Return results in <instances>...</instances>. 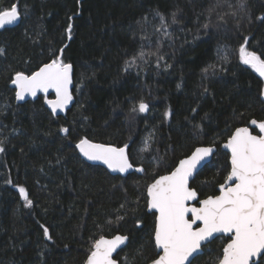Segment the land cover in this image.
I'll list each match as a JSON object with an SVG mask.
<instances>
[{"label":"trees","instance_id":"1","mask_svg":"<svg viewBox=\"0 0 264 264\" xmlns=\"http://www.w3.org/2000/svg\"><path fill=\"white\" fill-rule=\"evenodd\" d=\"M13 3L19 21L0 31V264H83L95 240L116 233L129 238L119 264L150 262L158 253L147 185L196 146L214 145L190 186L199 198L217 194L230 170L221 144L238 126L264 119V80L239 58L248 37L246 48L264 59V0H0V8ZM154 10L168 35L157 31ZM61 48L73 65L66 114L54 116L44 95L18 102L15 73L31 74ZM141 50L143 60L125 70ZM141 100L149 110L133 112ZM82 137L128 144L145 171L122 176L85 161L75 147ZM227 241L217 236L191 264H217Z\"/></svg>","mask_w":264,"mask_h":264},{"label":"snow or ice","instance_id":"2","mask_svg":"<svg viewBox=\"0 0 264 264\" xmlns=\"http://www.w3.org/2000/svg\"><path fill=\"white\" fill-rule=\"evenodd\" d=\"M20 15L16 3L0 8V28L14 23ZM154 15L161 22L157 31L163 29L165 35H168L169 24L165 16L158 10H154ZM219 18L223 20V16ZM258 19L264 20V16ZM171 23H178L176 12L171 13ZM71 29L72 24L69 23L66 29L69 38ZM247 43L248 37H244V44L239 47V58L264 77V59L256 52L249 51L246 48ZM2 51L3 49H0V52ZM63 52L64 49L61 48L54 59L43 64L31 75L16 72L15 78L11 80V83L17 86L15 98L23 100L25 94L35 97L38 91L47 93L52 89L56 98L47 100L46 103L51 106L54 114L58 109L64 110L73 100V65L64 62ZM144 56L145 53L141 50L126 60L125 70L135 65L138 59L143 60ZM223 59L227 60V53ZM204 71L207 72V69ZM261 96L264 97V91ZM148 110L149 105L143 100L132 108L133 112L140 113ZM192 111L195 112L196 109ZM170 115L171 110L164 113L166 118ZM250 123L258 126L260 135H254L249 127H238L223 145L230 150L231 167L225 182L219 185V195H210L199 200V207L191 204L197 200V191L190 187L189 180L194 177L202 162L214 153L212 146L196 147L191 155L180 159L169 174L159 176L147 185V207L158 212L153 229L154 245L161 250L151 264H191L189 258L193 257L214 233L230 234L229 242L223 247L217 264H255L253 258L264 254V121L253 119ZM60 131L67 134L69 129L62 127ZM151 139V136L145 139L141 152L148 150V142ZM2 144L0 141V152L5 150ZM75 147L88 160L100 161L113 171L125 173L135 167L130 159L128 144L116 147L82 137ZM135 170L145 171L143 166L135 167ZM19 194L25 201V206L30 207L33 202L23 186H19ZM197 222H200L199 226H196ZM141 223L137 220V227L141 226ZM43 235L49 240L52 239L47 227H43ZM128 239L127 236L119 234L111 239L101 236L93 243L85 264H117L113 253Z\"/></svg>","mask_w":264,"mask_h":264},{"label":"water","instance_id":"3","mask_svg":"<svg viewBox=\"0 0 264 264\" xmlns=\"http://www.w3.org/2000/svg\"><path fill=\"white\" fill-rule=\"evenodd\" d=\"M19 21V19L17 20V21H15L14 23H12V24H6L4 27H2V28H0V31L1 30H3L4 28H7V27H9V26H12V25H15L17 22ZM50 62V61H49ZM48 63V62H47ZM45 64V63H44ZM43 65V64H42ZM41 65V66H42ZM40 66V67H41ZM36 70H38V69H36ZM35 70V71H36ZM258 73V72H257ZM29 75H31V74H29ZM258 75H259V73H258ZM260 76V75H259ZM261 77V76H260ZM14 78H15V76H14ZM13 78V79H14ZM263 78V80H264V77H262ZM11 85V87L13 88V89H15V92H16V90H17V86L16 85H14V84H10ZM72 88H73V85H72V87H71V91H72ZM38 95H44V96H46L47 97V100H54L55 98H56V95H55V92H54V90H52V89H49L48 90V92L47 93H45V92H42V91H38L37 92V94H36V96L35 97H33V96H31L30 94H25V96H24V99L23 100H17L18 102H23V101H25V100H28V99H34V98H36ZM46 100V101H47ZM71 104H72V101L65 107V109L64 110H57L56 111V113L54 114L53 112H52V109H51V106L50 105H48L46 102H45V105H46V107L48 108V110L54 115V116H64L65 114H66V112H67V110L70 108V106H71ZM251 120H253V119H251ZM251 120H250V122H251ZM256 120V119H255ZM256 121H264V119H262V120H256ZM249 122V124L248 125H243V126H238V127H249L250 128V130L252 131V133L254 134V135H260L261 133L259 132V128H258V126L257 125H251V123ZM237 127V128H238ZM236 129V128H235ZM235 129L233 130V132L235 131ZM253 129H255V132L253 131ZM232 132V133H233ZM231 133V134H232ZM229 138V137H228ZM228 138L226 139V141H224L222 144H221V149L222 150H224L225 152H227L228 154H229V164H230V150H228V149H226L223 145L227 142V140H228ZM93 142H96V141H93ZM96 143H102V142H96ZM113 145V144H112ZM116 146V145H115ZM200 146H205V147H207V146H212L215 150H214V153L210 156V157H208L204 162H202V164L198 167V169H197V171H196V173L194 174V177H195V175L199 172V170L205 165V164H207L208 162H210L211 161V159H212V157L214 156V154H215V152H216V146H214V145H199V146H196V147H200ZM116 147H122V146H116ZM195 147V148H196ZM194 148V149H195ZM77 149V148H76ZM193 149V150H194ZM77 151H78V153H79V155L85 160V161H87V162H89V163H91V164H97V165H101V166H103V167H105L111 174H119V175H122V176H125V175H127L128 173H130V172H133V171H136L135 170V167H137V166H135L133 169H129L127 172H125V173H120L119 171H113V170H111V169H108L107 168V166L106 165H104L102 162H100V161H91V160H88L86 157H84L80 152H79V149H77ZM192 153V152H191ZM191 153L190 154H188V155H191ZM188 155H186V156H188ZM186 156H184V157H186ZM184 157H182V158H180V159H183ZM179 159V160H180ZM179 160H178V162H179ZM178 162L176 163V165L178 164ZM176 165L173 167V169L176 167ZM230 167H231V165H230ZM172 169V170H173ZM171 170V171H172ZM171 171H169V172H167V173H164V174H161V175H159V176H162V175H167V174H169ZM230 171V170H229ZM159 176H157L156 178H154L152 181H151V183H153L154 182V180L155 179H157ZM193 177V178H194ZM193 178H191L190 180H189V185H190V182H191V180L193 179ZM225 182V181H224ZM223 182V183H224ZM150 183V184H151ZM222 183V184H223ZM191 187V186H190ZM193 188V187H192ZM217 189H218V193L217 194H215V195H219V186L217 187ZM146 194H147V189H146ZM210 196V195H209ZM208 197V196H207ZM207 197H204V198H199V195H198V193H197V200L196 201H192L191 202V204H194L195 206H197V207H199V203H198V201L199 200H203V199H205V198H207ZM147 201H148V196H147ZM147 209H148V211H152V212H154L155 213V216L156 215H158V212H156V210L155 209H149L148 207H147ZM189 218H191V216L189 215ZM199 223L200 222H197V225L196 226H199ZM125 235V234H120V233H116V234H114V235H112V236H104L105 238H107V239H111L112 237H114L115 235ZM230 234H227V233H214L213 234V236L209 239V241H207V242H204L203 244H202V246H201V249L197 252V253H194V256L193 257H190L189 259L192 261L196 256H198V255H200V254H202V252H203V246L205 245V244H208L209 242H211L214 238H216L217 236H229ZM125 236H127V235H125ZM128 237V236H127ZM127 242L128 241H126V243L124 244V245H121L117 250H116V252H114L113 253V259L114 260H116L117 261V264H119V262H118V260L115 258V256H116V254L127 244ZM229 242V241H228ZM227 242V243H228ZM226 243V244H227ZM225 244V245H226ZM224 245V246H225ZM222 250H223V248H222ZM156 251H157V253L158 254H160L161 253V250L160 249H158V248H156ZM90 254V253H89ZM88 254V255H89ZM264 254H262V256H263ZM222 256V255H221ZM262 256H260V257H254L253 258V260L255 261V264H258L259 263V261L261 260V258H262ZM88 257V256H87ZM87 257H86V259H85V261H84V263L83 264H85V262H86V260H87ZM158 257V256H157ZM156 257V258H157ZM156 258H154V259H156ZM152 261V260H151ZM151 261L150 262H148V263H146V264H151ZM186 264H187V262H186Z\"/></svg>","mask_w":264,"mask_h":264},{"label":"rangeland","instance_id":"4","mask_svg":"<svg viewBox=\"0 0 264 264\" xmlns=\"http://www.w3.org/2000/svg\"><path fill=\"white\" fill-rule=\"evenodd\" d=\"M259 264H264V256L262 257V260L260 261Z\"/></svg>","mask_w":264,"mask_h":264},{"label":"flooded vegetation","instance_id":"5","mask_svg":"<svg viewBox=\"0 0 264 264\" xmlns=\"http://www.w3.org/2000/svg\"><path fill=\"white\" fill-rule=\"evenodd\" d=\"M228 237H229V236H228ZM228 241H229V239H228ZM228 241H227V242H228ZM227 242H226V243H227ZM226 243H225V244H226ZM205 245H206V244H205ZM205 245H204V246H205ZM204 246H203V247H204ZM223 247H224V246H223ZM221 255H222V254H221ZM220 258H221V257H220Z\"/></svg>","mask_w":264,"mask_h":264}]
</instances>
